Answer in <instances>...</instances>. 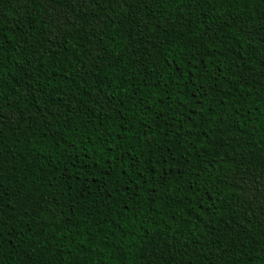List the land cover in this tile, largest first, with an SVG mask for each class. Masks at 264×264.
<instances>
[{
    "label": "trees",
    "instance_id": "obj_1",
    "mask_svg": "<svg viewBox=\"0 0 264 264\" xmlns=\"http://www.w3.org/2000/svg\"><path fill=\"white\" fill-rule=\"evenodd\" d=\"M0 264H264V0H0Z\"/></svg>",
    "mask_w": 264,
    "mask_h": 264
}]
</instances>
